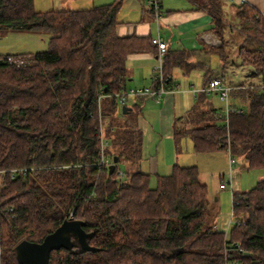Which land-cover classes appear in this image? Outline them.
<instances>
[{
	"label": "trees",
	"instance_id": "16d2710c",
	"mask_svg": "<svg viewBox=\"0 0 264 264\" xmlns=\"http://www.w3.org/2000/svg\"><path fill=\"white\" fill-rule=\"evenodd\" d=\"M190 1L212 16L222 37L224 0ZM121 5L41 12L34 0H0V28L49 36L45 51L19 54L30 55L31 65L0 62V264H19L20 241L39 243L66 219L83 223L97 251H81L72 238L73 248L51 251L48 264H264V178L232 192L235 224L225 236L215 228L216 201L196 166L173 165L154 187L138 169L141 109L136 103L123 114L116 94L127 90V57L155 53L156 46L148 37L117 35ZM236 9L264 34V16L244 3ZM251 41L238 58L260 81L230 92L243 102L232 105L240 112H230L227 125L217 124L218 111L199 114L210 118L176 125L173 140L188 137L197 154L229 151L245 169L264 170V52ZM175 68L190 72L187 52L163 55L166 89ZM196 116L192 109L187 118ZM100 124L104 155L117 158L111 175L95 164ZM120 165L123 177L113 180Z\"/></svg>",
	"mask_w": 264,
	"mask_h": 264
},
{
	"label": "crops",
	"instance_id": "0c3cea01",
	"mask_svg": "<svg viewBox=\"0 0 264 264\" xmlns=\"http://www.w3.org/2000/svg\"><path fill=\"white\" fill-rule=\"evenodd\" d=\"M224 1L232 5V7L229 8L232 15H236V7L244 3L256 10L261 16H264V0ZM129 3H135L138 6L139 11L136 10L132 18L135 21L122 23L117 20L118 24L116 26V33L118 36L152 38L156 31V36L166 43V51L182 50L187 52L188 63L192 65L190 72L195 70L202 72H198L196 77L198 82L194 81L195 84H197L195 85L193 82H190L192 81V78L189 76L190 72L184 73L182 69L175 68L180 72L173 69L171 89L169 92L162 95L160 99L157 100L149 96H142L128 100L127 108L131 110L132 106L138 103L141 109V114L137 118L136 124V127L140 131L142 145L140 159L137 166L139 170L146 172L143 169V164L146 161L143 156V138L148 129H157L162 137L171 138L173 140V133L176 125L180 126L182 123L187 127L191 126V124H197V121L199 125L205 124V121L209 120L210 117L206 115L200 118L199 114H210L212 110L218 111L219 117L224 105L220 100L219 101L222 104L217 107L214 105L213 97L218 98V96L216 94H206L199 90L212 78H220L224 84L231 86H236L239 83H227L225 78L222 75L220 76V73L218 74L216 71L211 70L209 65V57H216L217 64L219 66L221 64L222 73L225 70L223 65L227 63V54L225 51L226 41H223V34L224 30L227 31V28H224L223 22L222 37H219L214 30L212 16L203 9H197L196 5L190 0H162L163 11L159 22L154 20L145 0H130ZM56 10L67 9L60 8ZM223 11L224 10L222 9V12ZM224 12L226 13V11ZM232 39L233 38L227 40L232 41ZM233 51L235 58L231 64L237 65L238 62L241 64L238 58V48ZM165 52L160 54L156 48L155 53H137L129 55L126 61L128 81H131V79L138 77L139 75L142 82L136 89L148 87L149 83L152 84L154 81V63L158 59L162 61ZM251 75L253 76V71L251 72ZM258 79L260 81V78ZM259 81L253 84H257ZM245 83L249 84L251 82ZM192 86L194 90H192ZM130 88H133V86L126 84V89ZM230 103L234 107H240L243 105V102L238 97H233L232 95L230 96ZM154 107L156 110H154ZM192 109L196 111L197 116L192 117L193 119L191 118L192 120H190L187 117L188 112ZM222 122L223 121L220 118V120L217 121V124H221ZM183 138L189 139L188 137ZM189 141L191 142L190 139ZM217 200L218 199L215 198L216 206L218 202Z\"/></svg>",
	"mask_w": 264,
	"mask_h": 264
},
{
	"label": "rangeland",
	"instance_id": "374dc122",
	"mask_svg": "<svg viewBox=\"0 0 264 264\" xmlns=\"http://www.w3.org/2000/svg\"><path fill=\"white\" fill-rule=\"evenodd\" d=\"M113 1L116 0H34V8L41 12L60 8L83 10L109 4ZM129 1L130 0H122V5L117 15V20L119 22L127 23L129 21H135L132 18L136 10L139 11V8L135 3H129ZM230 7H232L230 3L226 1L223 2L222 9L226 11V13L223 11L221 17L224 28H227V31L224 30L223 34V41H226L225 51L227 54V63L223 65L225 70L222 73L221 64L220 66L217 64L216 57H209L210 68L218 74L220 73L219 75H222L227 83H256L259 81V77L251 75V72L254 71L253 67L242 65L239 62L237 65L231 64L235 58L233 50L237 48L239 49L243 44L246 45L247 40L250 39V41L252 40L250 42V45H252L251 47H257V45H260L257 48L264 52V34L258 35L253 28L254 25L252 22H247L246 20L242 21L241 18L234 14L232 15L230 13ZM155 36L156 31L154 32V37ZM231 38H233L232 41H229ZM48 39L49 36L47 34H36L0 28V55L33 54L35 52L45 51L48 47ZM257 39H259V43ZM159 61V59L155 61L154 67L159 64ZM175 70L178 71L177 69ZM198 72L202 73L197 70L190 72L189 76L192 78V81L190 82H193L194 84V81L198 82L196 79ZM141 82V78L138 75V77L128 81L127 85L130 84L133 86V88L130 89H136L141 85ZM151 85L152 84L149 83L148 87ZM213 98V103L216 107L222 104L217 97ZM154 110H156V108ZM143 139V156L144 159H146L143 164V169L150 175V186H155L157 176L169 175L173 165L196 166L199 172L200 181L207 185L210 198L213 200H215V198L218 199V210L216 206L214 220L216 222L217 230L222 232H224L226 228L232 211V192L248 191L253 188L260 179L264 178V170L245 169L244 164L238 160L236 165L232 166L230 171L228 166V155L223 151L199 155L195 154L192 144L187 138L181 139L176 145L171 138H164L157 129L153 130L150 128L146 131ZM119 168L122 171L121 165ZM228 182H230L232 186L231 188L228 186ZM220 184H225L226 188L221 189ZM234 224L235 219H233L230 228L233 227Z\"/></svg>",
	"mask_w": 264,
	"mask_h": 264
},
{
	"label": "built area",
	"instance_id": "2783aa9c",
	"mask_svg": "<svg viewBox=\"0 0 264 264\" xmlns=\"http://www.w3.org/2000/svg\"><path fill=\"white\" fill-rule=\"evenodd\" d=\"M227 1H234V0H227ZM146 5L151 12V14L154 17V20L156 22H159L162 17V1L161 0H145ZM242 3V2H240ZM151 43L156 46L158 52L160 54L164 53L166 51V43L158 36L151 38ZM0 62H7L8 64H11L15 67H25L28 65H31L33 63V60L30 55H24V56H12V55H0ZM154 81L158 82V86L156 88L150 87H144L139 89H130V90H123L120 93L116 94L117 97V104L118 107L122 109V107L127 106L128 100L132 98H138L142 96H149L154 99H160L162 95L169 92L170 89H166L164 86V79L162 75V61H159V64L154 67ZM240 88L239 86H231L226 85L222 82L220 78H212L210 79L199 91L206 93V94H216L219 98V100L223 103L224 108L222 112L220 113L219 117L222 119V121L227 125L228 123V116L230 112H233L236 110L230 103V92L235 89ZM192 90L193 86H192ZM239 109L236 110V113H239ZM121 117V116H120ZM100 121V120H99ZM98 135L100 138L101 143V149H100V157L97 163H95L97 166H104L106 169H108L109 165L112 164V160L104 155V149L108 146V142L106 138L104 137V128L100 124ZM228 155V166L229 170L232 168V166L236 165L237 158L230 154L229 151L226 153ZM231 171V170H230ZM123 177V172L121 170H117V173L113 180H119ZM228 186L231 188L230 182H228ZM221 189L226 188L225 184L220 185ZM234 216L231 212L229 221L227 222L226 228L224 230V235L226 236L229 228L233 222ZM216 228V227H215ZM237 249L242 252V249L237 246ZM225 264H228L225 262Z\"/></svg>",
	"mask_w": 264,
	"mask_h": 264
},
{
	"label": "water",
	"instance_id": "95a60500",
	"mask_svg": "<svg viewBox=\"0 0 264 264\" xmlns=\"http://www.w3.org/2000/svg\"><path fill=\"white\" fill-rule=\"evenodd\" d=\"M129 108L122 107L125 114ZM117 158L114 157L112 164L108 167V174L115 170ZM83 223L66 219L52 233L48 234L39 243L27 240L20 241L15 247L16 259L19 264H48L50 252L61 248L71 250L74 246L72 238L77 241L79 248L83 252H96L97 249L90 246L86 239L91 234L82 229Z\"/></svg>",
	"mask_w": 264,
	"mask_h": 264
}]
</instances>
